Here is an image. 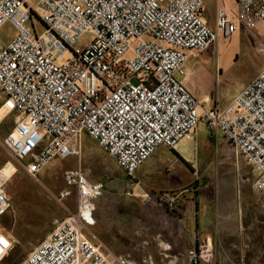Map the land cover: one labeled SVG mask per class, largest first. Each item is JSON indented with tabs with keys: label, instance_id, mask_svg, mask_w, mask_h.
<instances>
[{
	"label": "built area",
	"instance_id": "2783aa9c",
	"mask_svg": "<svg viewBox=\"0 0 264 264\" xmlns=\"http://www.w3.org/2000/svg\"><path fill=\"white\" fill-rule=\"evenodd\" d=\"M236 3L235 15L218 6L212 27L204 0H0V30L14 29L8 45L0 44V126L17 113L0 138V264L14 246L3 227L14 208L10 180L23 171L41 182L55 159L81 157L85 135L133 178L159 147L195 140L202 121L252 166L253 188L264 199V69L224 107L199 99L185 81L193 51L243 27L264 32V0ZM87 34L90 44L75 48ZM64 182L59 197L75 191L77 209L57 219L20 264H128L94 231L105 184L92 180L81 160L64 171ZM161 200L180 207V193ZM187 260L213 264V240L190 249Z\"/></svg>",
	"mask_w": 264,
	"mask_h": 264
},
{
	"label": "rangeland",
	"instance_id": "374dc122",
	"mask_svg": "<svg viewBox=\"0 0 264 264\" xmlns=\"http://www.w3.org/2000/svg\"><path fill=\"white\" fill-rule=\"evenodd\" d=\"M39 1L32 0L34 5ZM206 1L205 16L211 23L215 22L216 1ZM219 2L231 15L238 11L236 0ZM35 23L42 32L38 18ZM13 38L11 25L0 30V44L8 45ZM90 42L91 36L87 34L75 48L84 49ZM186 66L193 74L195 72L198 79L196 95H207L205 101L224 107L264 69V32L243 27L232 38H220L204 52L193 51ZM204 67L208 73H205ZM16 115V112H12L5 116L0 126V138L13 127ZM197 134L195 140L182 141L184 143L180 145L178 155L165 146L157 150V156L165 162L148 177L151 186L164 188L163 193H180L182 189L189 188L187 192L192 199L190 209L200 211L205 219L203 222L215 231L213 240L218 260L227 258V255H238L237 246L243 242H256L264 247V204L259 207L258 216L248 204L247 186L255 176L251 165L243 157L237 158L235 149L222 131L209 130L201 121ZM84 139L81 157L55 159L43 169L41 182L33 181L23 171L17 172L10 180L8 189L14 200V208L5 216L3 227L13 237L14 246L9 255L16 262L23 261L37 248L57 219L65 218L77 209L75 191L66 199L59 196L65 188L64 171L77 166L80 160L92 180L105 184L102 198H107L105 202L108 204H103L111 209L101 206L99 213L102 219L106 217L109 223H125L132 214L142 218L151 208L157 207L148 195L142 173L136 172L133 178L127 177L126 172L98 142L88 135ZM149 166L151 164H145V167ZM235 196L241 202L242 215L226 218V212L235 211L232 203ZM160 203L166 207L162 200Z\"/></svg>",
	"mask_w": 264,
	"mask_h": 264
},
{
	"label": "crops",
	"instance_id": "0c3cea01",
	"mask_svg": "<svg viewBox=\"0 0 264 264\" xmlns=\"http://www.w3.org/2000/svg\"><path fill=\"white\" fill-rule=\"evenodd\" d=\"M204 1L206 6L207 1ZM215 1L217 5L216 9H218V6L222 4H220L219 0ZM223 2H225V0H223ZM205 18L212 27H216L217 13L215 15V22L211 23L206 16ZM204 70L205 73L209 72L205 67ZM189 72V77L186 78L185 81L194 89L196 94L198 79L195 77V72L193 74L190 68ZM197 97L199 99H207V95ZM182 143L184 142H181L171 150H174L173 152L178 155L180 152L179 147ZM157 155L156 151L155 154L136 171L142 173L147 186L146 189L149 190L148 195L157 207L151 208L142 218L132 214L130 219L127 218L125 220V223H109L107 218L105 217L102 219L99 213L101 206L105 207L108 204L106 203L107 198H102L103 194L96 201L97 209L95 215L97 224L94 227L95 233L115 253L123 255L127 259L128 264H189L187 260L188 251L197 247L207 238L213 240L215 231L214 229H210L207 223L203 222L205 219L201 216L200 211L190 209L192 199L190 198L191 194L187 192L188 189H182L180 191V207L178 210H170L160 203V193L163 192L162 190H164V188H157L154 185L151 186L148 179V177L152 173H155L156 169L161 167V164L165 162V160ZM168 159H172V157ZM147 163L151 164V166L145 167ZM247 191L249 192L248 204L253 207L256 211L254 214L258 216L260 211L259 207L264 204V201L261 192L253 188V179L250 185L247 186ZM153 192H155V194ZM104 202L106 205L103 204ZM232 203L234 204L233 207L235 211L226 212V218H234L238 215H242L239 198L235 196ZM106 208L111 209V207L109 208L107 206ZM135 217L138 219L136 220ZM237 248L238 255H227V258L220 260L217 259V253L215 252L216 260L213 264H264V247H262V245L256 242H253V244H246L243 242L239 244Z\"/></svg>",
	"mask_w": 264,
	"mask_h": 264
},
{
	"label": "trees",
	"instance_id": "16d2710c",
	"mask_svg": "<svg viewBox=\"0 0 264 264\" xmlns=\"http://www.w3.org/2000/svg\"><path fill=\"white\" fill-rule=\"evenodd\" d=\"M174 151V150H173ZM127 174V173H126ZM127 177H131L132 178V176L131 175H129V174H127ZM134 180V179H133ZM136 183H137V181L136 180H134ZM189 189V188H188ZM165 193H167V192H162V194L160 195V198H159V201L161 200V197H162V195L163 194H165ZM173 193H176V192H173ZM166 207H167V205H166ZM168 208V207H167ZM14 255V254H13ZM22 262V261H21ZM21 262H16V260H14V258H10V255L6 258V260H5V264H20Z\"/></svg>",
	"mask_w": 264,
	"mask_h": 264
},
{
	"label": "bare ground",
	"instance_id": "6f19581e",
	"mask_svg": "<svg viewBox=\"0 0 264 264\" xmlns=\"http://www.w3.org/2000/svg\"><path fill=\"white\" fill-rule=\"evenodd\" d=\"M204 101H205V99H204Z\"/></svg>",
	"mask_w": 264,
	"mask_h": 264
}]
</instances>
